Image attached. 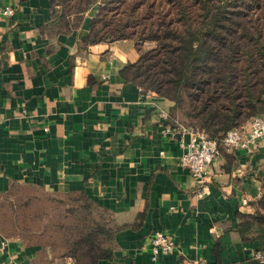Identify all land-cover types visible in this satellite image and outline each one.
Wrapping results in <instances>:
<instances>
[{
	"label": "crops",
	"instance_id": "0c3cea01",
	"mask_svg": "<svg viewBox=\"0 0 264 264\" xmlns=\"http://www.w3.org/2000/svg\"><path fill=\"white\" fill-rule=\"evenodd\" d=\"M5 7L13 12L0 14V195L86 194L116 228L111 258L97 264H264L235 229L260 195L263 139L252 152L220 151L199 188L179 162L186 136L163 134L173 102L120 74L139 56L135 41H85L99 1L75 28L52 0H0ZM155 231L175 247L154 261ZM34 239L0 230V264H74Z\"/></svg>",
	"mask_w": 264,
	"mask_h": 264
},
{
	"label": "trees",
	"instance_id": "16d2710c",
	"mask_svg": "<svg viewBox=\"0 0 264 264\" xmlns=\"http://www.w3.org/2000/svg\"><path fill=\"white\" fill-rule=\"evenodd\" d=\"M96 1L98 11L85 41L131 39L137 47L154 44L140 50L134 62L121 67L120 74L144 93L154 92L173 102L167 125L175 127L177 122L220 141L228 130L243 128L253 116L264 117V0H191L200 9L197 18L188 14L182 0H52L61 5L59 21L73 13L74 28ZM219 149H224L221 144ZM260 181L254 211L238 213L235 229L243 241L264 253V176ZM16 200L24 203L27 213L35 203H46L38 209L45 213L63 210L69 222L54 226L56 232H65L62 251L57 253L74 264H97L111 258L115 224L86 194ZM13 210L19 213L16 206ZM40 211L27 214L24 225L12 222V228L0 225V230L45 243L50 227L36 226ZM51 243L57 250V241Z\"/></svg>",
	"mask_w": 264,
	"mask_h": 264
},
{
	"label": "built area",
	"instance_id": "2783aa9c",
	"mask_svg": "<svg viewBox=\"0 0 264 264\" xmlns=\"http://www.w3.org/2000/svg\"><path fill=\"white\" fill-rule=\"evenodd\" d=\"M12 12L11 7L0 9V14L3 15L10 16ZM162 116L167 119L169 113L165 112ZM176 132L186 136L185 140L181 139L180 141L183 151L179 162L190 172L193 180L200 188L207 180L209 167L220 153V144L226 150L244 149L247 152H252L257 146V142L264 140V117L253 116L243 128L228 130L220 141L209 138L204 131L186 127L177 122L175 127L166 125L163 134L171 135ZM242 204H247V200H242ZM149 243L154 261L160 254L170 253L175 247L174 240L162 231H155L151 234ZM254 257L261 261L264 260V254L260 251H256Z\"/></svg>",
	"mask_w": 264,
	"mask_h": 264
},
{
	"label": "rangeland",
	"instance_id": "374dc122",
	"mask_svg": "<svg viewBox=\"0 0 264 264\" xmlns=\"http://www.w3.org/2000/svg\"><path fill=\"white\" fill-rule=\"evenodd\" d=\"M183 6L185 7L186 11L188 12V14H190L193 18H197L199 16L200 13V9L192 4L191 0H182L181 1ZM152 46H154L153 43L150 42H146L143 43L142 45H140L138 47L139 51H143L145 49H149ZM11 197H4L0 195V225H8L12 228V222L13 224H17V222H19L20 225H24V220L28 219V215H33L34 212H38L40 210H38L39 208H41L42 204L47 205L46 203H42V204H38L35 203L34 206H31L30 208V212L27 213V209L25 208L24 203H18L17 200H11ZM14 206H16V209L18 210L17 213H14ZM26 209V210H25ZM38 210V211H36ZM21 211L25 212V213H20ZM7 214V215H6ZM28 214V215H27ZM39 215H37V220L40 223V225H36L39 226V229L45 228L46 225H49L50 227V231L54 232V234H51V232L49 231L47 234L44 235V242L45 243H49L52 244V241H57V247L58 249L56 251L60 252L62 251L61 248L63 246L64 243V233L61 234V232H56V228H54V226L60 224L61 222H69L66 220V218H63V210H56L54 213L53 211H40L38 213ZM50 214V215H49ZM49 215V216H48ZM26 218V219H25ZM33 218L35 219V216H33ZM32 217L29 219L31 220ZM28 220V221H29ZM11 222V223H10ZM57 222V223H56ZM55 229V231H54ZM59 230V229H58ZM61 231V230H60ZM63 231V230H62ZM50 234V236H48Z\"/></svg>",
	"mask_w": 264,
	"mask_h": 264
}]
</instances>
